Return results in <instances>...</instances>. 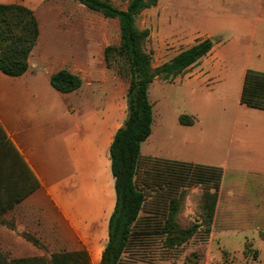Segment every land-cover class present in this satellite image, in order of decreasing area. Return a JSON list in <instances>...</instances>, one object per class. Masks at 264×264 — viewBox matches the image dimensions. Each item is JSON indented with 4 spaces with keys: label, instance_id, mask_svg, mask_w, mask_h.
<instances>
[{
    "label": "rangeland",
    "instance_id": "rangeland-1",
    "mask_svg": "<svg viewBox=\"0 0 264 264\" xmlns=\"http://www.w3.org/2000/svg\"><path fill=\"white\" fill-rule=\"evenodd\" d=\"M110 1L121 8H126L129 2ZM10 2L27 5L38 19L40 35L31 61L38 62L41 70L45 63L50 71L74 68L83 76L86 86H100V97H106L105 91L107 95L109 90L114 91L121 97L124 121L128 114L130 74L123 61H115L112 67L105 61L106 47L120 41L118 19L106 17L77 0H0V3ZM262 19L264 0H157L139 14L138 26L149 29L145 49L152 55L154 66L169 61L206 37L214 42L208 57L218 61L210 79L200 81L198 86L187 83V70L179 78L157 77L150 84L154 137L148 140V148L147 141L143 143L142 152L182 160L200 159L203 163L223 166L225 172L210 223L206 208L208 185L184 188L179 222L183 227L197 226V232L184 244L174 247L166 246L162 235L150 237L147 245L142 244L132 254L125 255L124 262L184 264L189 254L201 250L203 257L199 264H264V199L247 198L252 191L258 193L259 188L264 196V145L259 159L256 153H245L233 139L235 123L256 122L254 125L260 126L264 140L261 118L251 111L254 107L240 101L243 68L264 67ZM72 98L84 111L91 110L98 100L97 97L80 99L76 95ZM182 114L185 120L194 118V122L181 123ZM257 128L254 130L258 131ZM52 145L49 151L55 169H60L63 142L58 139ZM258 161H261V179L248 172ZM231 190L244 196L238 194L233 199L228 196ZM15 258V255H0V264H12L10 261Z\"/></svg>",
    "mask_w": 264,
    "mask_h": 264
},
{
    "label": "trees",
    "instance_id": "trees-1",
    "mask_svg": "<svg viewBox=\"0 0 264 264\" xmlns=\"http://www.w3.org/2000/svg\"><path fill=\"white\" fill-rule=\"evenodd\" d=\"M91 10L119 21L120 41L107 46L105 61L126 63L130 74L127 91L128 114L116 131L110 146L112 172L115 177L116 205L109 222V238L98 264H130L127 254L148 243L150 237L162 235L168 247L182 245L196 232L197 226L183 227L178 215L183 208V189L195 184L208 185L206 196L208 223L212 221L224 177L220 165L169 157L145 155L141 144L152 132L153 103L150 84L158 77L171 80L209 53L214 45L211 37L183 49L169 61L154 66L152 55L145 49L148 28L137 24L139 14L157 0H129L126 8L110 0H77ZM40 35L38 19L25 4L0 3V70L17 76L29 69V57ZM82 78L62 68L52 73L51 84L61 92L81 87ZM240 101L249 107L264 109V71L247 68ZM194 118L180 122L191 124ZM39 186L22 154L0 125V216ZM207 231H210L209 225ZM27 238L35 244L39 239ZM0 255L4 256L0 251ZM203 252L189 254L184 264H199ZM12 264H91L86 249L59 251L49 257H20Z\"/></svg>",
    "mask_w": 264,
    "mask_h": 264
},
{
    "label": "crops",
    "instance_id": "crops-1",
    "mask_svg": "<svg viewBox=\"0 0 264 264\" xmlns=\"http://www.w3.org/2000/svg\"><path fill=\"white\" fill-rule=\"evenodd\" d=\"M209 53L186 69L189 85L198 86L200 81L210 79L217 68L218 61L208 57ZM30 58L31 55L29 69L21 75L11 76L0 70V125L22 154L39 186L0 216V251L20 258L49 257L63 250L86 249L91 264H98L108 242L109 222L116 205L110 146L125 121H122L121 97L111 90L108 95L104 90L106 97H100V86L89 88L79 71L68 66L66 69L79 75L83 83L76 90L61 92L51 84V75L62 68L50 71L45 63L41 70L39 63ZM261 58L264 59L263 31ZM247 68L250 67L243 68V76ZM75 95L98 100L91 110L84 111L81 104L73 103ZM251 111L259 115L263 124L264 109ZM254 123H235L233 139L245 153H256L261 159L264 140L260 126L257 128ZM153 137L152 126L145 140L147 148L148 140ZM58 139L63 142L64 157L61 168L55 169L49 150ZM198 160L188 161L203 163ZM252 168L248 172L261 179V161ZM257 191L247 198L264 199L261 188ZM238 194L231 190L228 196L235 199ZM239 195L244 196L242 192ZM26 234L33 235L41 244H35Z\"/></svg>",
    "mask_w": 264,
    "mask_h": 264
}]
</instances>
